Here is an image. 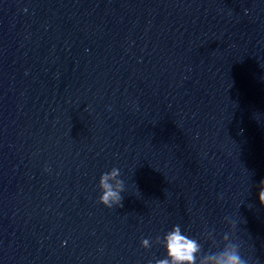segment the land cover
I'll use <instances>...</instances> for the list:
<instances>
[{
    "label": "clouds",
    "instance_id": "1",
    "mask_svg": "<svg viewBox=\"0 0 264 264\" xmlns=\"http://www.w3.org/2000/svg\"><path fill=\"white\" fill-rule=\"evenodd\" d=\"M120 177L121 171L115 167L100 176L99 188L102 194L99 202L108 208L114 205L122 206L125 185ZM258 200L261 206H264V181L260 184ZM235 227L233 224V228ZM205 240L209 241L206 235ZM155 242L163 244L166 257L156 259L154 264H258L253 257L243 254V242L228 232L224 233L219 241L214 237L208 250H205L197 239L183 234L179 225L173 226L163 238L156 237ZM141 246L150 248L152 242L148 238L142 239ZM149 264L153 262L149 261Z\"/></svg>",
    "mask_w": 264,
    "mask_h": 264
}]
</instances>
